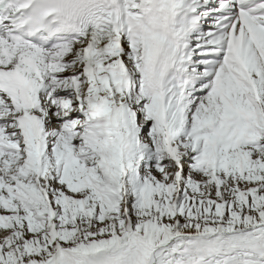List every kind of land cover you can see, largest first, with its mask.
I'll return each instance as SVG.
<instances>
[{
  "label": "snow or ice",
  "instance_id": "1",
  "mask_svg": "<svg viewBox=\"0 0 264 264\" xmlns=\"http://www.w3.org/2000/svg\"><path fill=\"white\" fill-rule=\"evenodd\" d=\"M0 264H264V0H0Z\"/></svg>",
  "mask_w": 264,
  "mask_h": 264
}]
</instances>
